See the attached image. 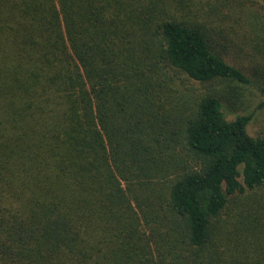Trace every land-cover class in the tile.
<instances>
[{
  "label": "trees",
  "instance_id": "1",
  "mask_svg": "<svg viewBox=\"0 0 264 264\" xmlns=\"http://www.w3.org/2000/svg\"><path fill=\"white\" fill-rule=\"evenodd\" d=\"M186 7L0 0V264H264L249 80Z\"/></svg>",
  "mask_w": 264,
  "mask_h": 264
},
{
  "label": "rangeland",
  "instance_id": "2",
  "mask_svg": "<svg viewBox=\"0 0 264 264\" xmlns=\"http://www.w3.org/2000/svg\"><path fill=\"white\" fill-rule=\"evenodd\" d=\"M186 1L191 8L186 7L184 18L194 21L193 16L203 23L207 12L205 20L213 35L212 28H215L217 49L249 80L248 84H232L226 88L233 115L254 112L248 130L252 135L264 136V0Z\"/></svg>",
  "mask_w": 264,
  "mask_h": 264
}]
</instances>
